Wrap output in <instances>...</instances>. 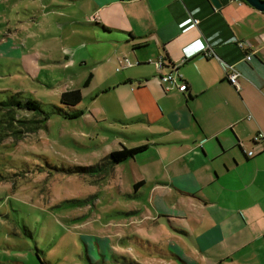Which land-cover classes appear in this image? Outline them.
Masks as SVG:
<instances>
[{"label":"crops","instance_id":"0c3cea01","mask_svg":"<svg viewBox=\"0 0 264 264\" xmlns=\"http://www.w3.org/2000/svg\"><path fill=\"white\" fill-rule=\"evenodd\" d=\"M26 1L20 44L0 58L18 57L15 66L29 71L20 48L31 43L32 57L63 73L55 80L63 87L50 90L59 103L64 92L82 89L84 100L94 90L110 96L118 126H143L122 148L146 150L115 166L110 181L142 183L128 194L134 201L150 189L151 212L136 211L145 228L157 225V239L140 243L155 247L149 256L168 264H264V143L253 141L264 133V13L241 0H218L219 8L211 0ZM158 59L166 64L161 73L178 70L186 92L164 91L150 63ZM224 65L240 73L239 90ZM127 163L137 171L133 181L119 171Z\"/></svg>","mask_w":264,"mask_h":264},{"label":"rangeland","instance_id":"374dc122","mask_svg":"<svg viewBox=\"0 0 264 264\" xmlns=\"http://www.w3.org/2000/svg\"><path fill=\"white\" fill-rule=\"evenodd\" d=\"M27 5L26 0H0V51L12 46L13 53L16 44H20V33L16 32L21 22L28 23ZM20 52L27 54L25 66L29 71L15 66L21 64L18 57L0 58V102L24 93L45 104L47 111L52 104L59 106L55 92L50 90L51 86L63 87L59 83L63 73L46 67V59L32 57L31 43L20 48ZM78 71L73 78L77 86L82 80ZM112 105L110 96L102 98L90 90L84 94L78 119L53 116L47 127L37 133L20 141L9 137L0 142V264L170 262L149 256L155 247L152 252L141 246L151 238L157 239L151 232L157 225L145 228V214H136L137 207L151 212L149 188L134 201L128 198L134 192L133 186L121 181L112 186L110 173H69L77 167L99 164L123 145L133 143L132 134H144L143 126L137 123L118 126ZM137 169L141 172L144 168ZM120 170L131 181L137 175L131 163ZM111 241L114 248L122 251L111 252Z\"/></svg>","mask_w":264,"mask_h":264},{"label":"trees","instance_id":"16d2710c","mask_svg":"<svg viewBox=\"0 0 264 264\" xmlns=\"http://www.w3.org/2000/svg\"><path fill=\"white\" fill-rule=\"evenodd\" d=\"M92 79L93 75L90 74L83 89L89 87ZM82 101V89L67 91L61 95L59 106L51 105V109L47 111L44 108L45 104L34 101L24 93L8 96L6 101L0 102V142L4 141L3 138L9 137L14 138L16 141H20L26 136L37 133L47 127V123L53 116L68 120H76L82 115V110L78 109ZM21 114L23 115L21 116ZM146 148L147 146L136 148L123 147L121 150L112 152L110 155L104 157L97 165L86 168L77 167L74 168V170H70L69 173L80 176L85 174L90 176L111 174L115 166L136 158L143 153ZM140 185H142V183H137L134 189L138 190ZM108 248L112 252L110 244ZM101 251L102 250H99V252Z\"/></svg>","mask_w":264,"mask_h":264},{"label":"built area","instance_id":"2783aa9c","mask_svg":"<svg viewBox=\"0 0 264 264\" xmlns=\"http://www.w3.org/2000/svg\"><path fill=\"white\" fill-rule=\"evenodd\" d=\"M240 46L244 47L243 44H240ZM206 55L208 57H211L213 56V52L208 51ZM246 59L250 61L252 59V56L248 55ZM124 63L125 65L133 66V64L130 62L129 59H125ZM150 63H154L159 72L162 71V69H164V67L166 66L163 59L150 61ZM224 67L226 69L228 80L237 90H239L238 81H239L240 73L233 66L224 65ZM159 79H160L161 84L163 85V89L165 92L169 93L173 90H177L181 93H184L188 89V85L184 82L182 83V76L178 73V70H176L175 67H172L168 73L163 74L160 72ZM253 141L258 144L264 143V133H258L253 139ZM253 156H254V152L248 153V157H253Z\"/></svg>","mask_w":264,"mask_h":264},{"label":"water","instance_id":"95a60500","mask_svg":"<svg viewBox=\"0 0 264 264\" xmlns=\"http://www.w3.org/2000/svg\"><path fill=\"white\" fill-rule=\"evenodd\" d=\"M215 7L219 8L220 3L218 0H211ZM255 10L264 13V0H243Z\"/></svg>","mask_w":264,"mask_h":264}]
</instances>
